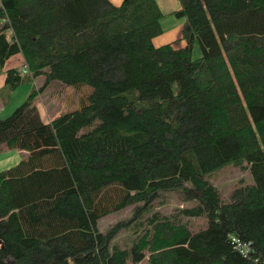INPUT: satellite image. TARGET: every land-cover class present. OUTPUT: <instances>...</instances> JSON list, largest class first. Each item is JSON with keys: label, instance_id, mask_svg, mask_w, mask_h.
Segmentation results:
<instances>
[{"label": "trees", "instance_id": "16d2710c", "mask_svg": "<svg viewBox=\"0 0 264 264\" xmlns=\"http://www.w3.org/2000/svg\"><path fill=\"white\" fill-rule=\"evenodd\" d=\"M0 2L4 85L44 76L0 118V145L26 153L0 171V264H264V0H179L160 45L157 0ZM18 54L26 70L6 66ZM53 80L87 94L47 121L34 99ZM244 163L252 183L222 200L207 177ZM173 189L195 204L152 211Z\"/></svg>", "mask_w": 264, "mask_h": 264}, {"label": "rangeland", "instance_id": "374dc122", "mask_svg": "<svg viewBox=\"0 0 264 264\" xmlns=\"http://www.w3.org/2000/svg\"><path fill=\"white\" fill-rule=\"evenodd\" d=\"M114 4H119L121 0H110ZM159 7L163 13L160 19L162 32L154 37L153 42L155 45L168 43L178 39L181 36V29L185 23L186 17H177L173 12L180 7L179 0H157ZM1 22V19H0ZM183 41L178 44L182 45ZM201 51L197 44L193 45L192 58L196 59L200 56ZM12 56L8 59L6 66H15L20 70H26L23 66V57ZM44 76L40 75L33 78L30 83L24 82L16 88L3 85L0 88V118L8 116L18 105H20L31 91V87L39 89L43 85ZM88 92L91 87L83 85ZM80 88H74L72 85H64L58 80L50 81L42 90L38 91L34 99L39 112L44 120L50 121L54 116L61 112L71 109V104H76L73 96L77 95L81 98L85 97L87 91L80 92ZM74 102V103H73ZM78 107V106H77ZM26 156L25 151L8 148L4 144L0 145V171L16 165L21 159ZM219 191L221 199L227 200L229 193L236 187L244 186L252 183V177L249 173L247 166L244 164L235 165L227 164L220 169L209 174L207 177ZM195 204L193 200L184 199V194L180 189H173L161 194L152 201V211H158L162 215L171 214L180 208L191 206ZM134 206H129L126 209L115 212L108 216L103 217L98 222V227L102 231H107L119 222H125L133 217ZM144 215L141 218H143ZM136 221V220H134ZM134 221L131 222L134 223ZM190 227L197 230L204 227L206 224L205 218H192ZM135 224V223H134ZM133 224V225H134ZM117 231L112 243L120 246L127 247L133 239L134 233L131 226H124ZM149 254L147 253L144 260L139 264H148ZM127 264H130L129 262Z\"/></svg>", "mask_w": 264, "mask_h": 264}, {"label": "built area", "instance_id": "2783aa9c", "mask_svg": "<svg viewBox=\"0 0 264 264\" xmlns=\"http://www.w3.org/2000/svg\"><path fill=\"white\" fill-rule=\"evenodd\" d=\"M0 6H1V2H0ZM233 240H234V242H236V245L240 248V250L242 251V253L246 254L249 251V246L247 244H241L239 242V240H237L235 238H233Z\"/></svg>", "mask_w": 264, "mask_h": 264}, {"label": "crops", "instance_id": "0c3cea01", "mask_svg": "<svg viewBox=\"0 0 264 264\" xmlns=\"http://www.w3.org/2000/svg\"><path fill=\"white\" fill-rule=\"evenodd\" d=\"M16 56H17L18 59H20L19 56H21V54H18ZM17 58H16V60H17ZM4 79H5V75L4 74H1L0 75V88L3 87V85H4Z\"/></svg>", "mask_w": 264, "mask_h": 264}, {"label": "water", "instance_id": "95a60500", "mask_svg": "<svg viewBox=\"0 0 264 264\" xmlns=\"http://www.w3.org/2000/svg\"><path fill=\"white\" fill-rule=\"evenodd\" d=\"M3 12V9H2V7H0V16H1V13Z\"/></svg>", "mask_w": 264, "mask_h": 264}]
</instances>
